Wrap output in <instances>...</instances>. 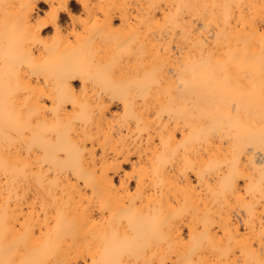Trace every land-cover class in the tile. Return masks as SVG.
Returning a JSON list of instances; mask_svg holds the SVG:
<instances>
[{"label":"bare ground","instance_id":"1","mask_svg":"<svg viewBox=\"0 0 264 264\" xmlns=\"http://www.w3.org/2000/svg\"><path fill=\"white\" fill-rule=\"evenodd\" d=\"M264 0H0V264L264 261Z\"/></svg>","mask_w":264,"mask_h":264},{"label":"snow or ice","instance_id":"2","mask_svg":"<svg viewBox=\"0 0 264 264\" xmlns=\"http://www.w3.org/2000/svg\"><path fill=\"white\" fill-rule=\"evenodd\" d=\"M262 171H264V169H262ZM261 264H264V261H261Z\"/></svg>","mask_w":264,"mask_h":264}]
</instances>
